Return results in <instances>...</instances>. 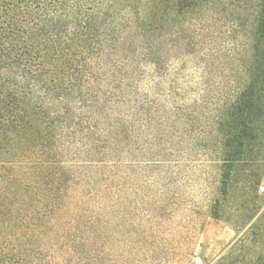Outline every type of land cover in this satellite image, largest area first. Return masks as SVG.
<instances>
[{
  "label": "trees",
  "instance_id": "16d2710c",
  "mask_svg": "<svg viewBox=\"0 0 264 264\" xmlns=\"http://www.w3.org/2000/svg\"><path fill=\"white\" fill-rule=\"evenodd\" d=\"M225 1L0 0V264H19L12 241L42 226V211L68 248L95 243L103 220L62 182L122 166L131 108L138 118L147 100L137 92L144 69L151 86L163 75L160 31ZM243 3L245 43L233 42L211 120L221 196L212 212L243 232L214 264H264V0Z\"/></svg>",
  "mask_w": 264,
  "mask_h": 264
},
{
  "label": "rangeland",
  "instance_id": "374dc122",
  "mask_svg": "<svg viewBox=\"0 0 264 264\" xmlns=\"http://www.w3.org/2000/svg\"><path fill=\"white\" fill-rule=\"evenodd\" d=\"M205 15L160 31L163 75L151 86L144 69L137 92L147 100L138 118L131 108L122 166L100 168L107 175L97 182H62L67 198L103 220L95 243L68 248L42 211V226L12 241L19 264H214L241 235L212 212L221 196L211 120L233 42L245 43L247 11L243 0H226ZM257 194L261 212L264 175Z\"/></svg>",
  "mask_w": 264,
  "mask_h": 264
}]
</instances>
